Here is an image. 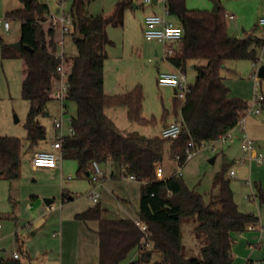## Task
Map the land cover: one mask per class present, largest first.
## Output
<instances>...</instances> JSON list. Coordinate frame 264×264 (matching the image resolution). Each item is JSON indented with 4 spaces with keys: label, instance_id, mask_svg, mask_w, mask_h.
<instances>
[{
    "label": "trees",
    "instance_id": "obj_1",
    "mask_svg": "<svg viewBox=\"0 0 264 264\" xmlns=\"http://www.w3.org/2000/svg\"><path fill=\"white\" fill-rule=\"evenodd\" d=\"M23 1V8L7 12L6 17L20 21L19 40L30 48L18 54L24 60L26 71L22 94L29 101L26 139L33 146L47 139V127L41 118L49 116V102L56 99L55 82L60 75L58 66L62 58L57 54L56 30L51 23L48 29L43 25L50 13L49 5L43 0ZM86 2L73 0L71 7L74 23L68 35L73 37L77 54L72 59L66 55L70 68L65 104L67 107V102H74L77 112L72 116L75 133L64 137L61 151L64 158L77 161L79 176L92 172L93 161L111 162L124 169L125 175L132 174L142 182L139 217L151 232L148 238L151 247L140 249L142 231L135 220L109 216V208L100 203L77 213L78 219L99 221V264H120L136 248L140 250L138 258L127 264H234V234L246 231L258 217L239 209L230 179L225 176L226 167L214 178L217 192L212 193L209 202L189 188L182 175L174 173L158 179L155 168L164 161L167 152L174 160L177 155L184 156L191 139L196 143L214 140L237 125L250 104L229 96L230 89L221 70L230 59L259 62L264 38L229 34L226 12L220 6L218 12H213L189 8L187 0H166L170 15L184 28L176 54L168 59L172 64L182 65L184 70L192 61L197 71L195 82L190 84L191 93L184 101L176 98L174 102L175 116L181 115L185 126L177 138L127 135L106 114V108L125 106L130 121H145L143 89L137 85L123 94L105 92L106 46L111 42L107 26L113 20L91 15ZM123 4L126 8L133 1ZM23 146L21 138L0 134V176L9 180L20 177ZM256 186L264 203V190ZM191 217L197 218L194 232L203 240L201 257L185 254L183 222ZM156 254H160V259L153 260ZM0 264L22 262L6 257L0 259Z\"/></svg>",
    "mask_w": 264,
    "mask_h": 264
},
{
    "label": "rangeland",
    "instance_id": "obj_2",
    "mask_svg": "<svg viewBox=\"0 0 264 264\" xmlns=\"http://www.w3.org/2000/svg\"><path fill=\"white\" fill-rule=\"evenodd\" d=\"M43 1L49 5L50 11L47 20L43 23L45 29H48L51 15L56 14L58 8L61 9L59 14L71 12L73 0ZM126 1L128 0H87L86 2V8L91 15L111 17L113 20L107 26V34L111 42L106 46L107 57L104 64L106 92L110 95L123 94L137 85H141L144 93L142 116L145 121H130L125 106H114L112 108L114 110L109 112L118 127L127 135L160 136L163 124L172 118L174 102L177 97L173 87L159 84L158 75L163 71H176V68L164 56L163 45L161 47L157 40L145 37L144 22L148 14H163V4L159 3L154 6L153 4H144L142 0H132L133 4L124 8L123 3ZM3 3L7 4V8L23 6V0H3ZM216 3L226 13L235 15L234 21L226 20L229 34L242 37L252 33L264 38V25L259 24L260 18L264 17V0H187L189 8L210 11L213 10ZM134 4L137 6H133ZM6 10L0 13V17H6ZM167 16L176 21L172 15ZM10 21L11 29L9 31L0 28V38L3 42L0 41V134L21 138L25 147L22 150V168L24 170L21 177L13 181L4 177L0 178V224L2 225L0 228V259L11 256L12 252L17 250L21 254L22 264H58L57 261H63L66 264H79L78 261L82 257H78L75 249L65 245L61 247L60 238L53 236L54 227L44 226L45 222L42 221L38 223L36 221L33 226H29V222L41 213L40 206L47 208L53 216L57 217L62 215L63 218H69L75 212L73 218L76 219V213L95 206L97 203L87 196V191L91 186L89 179L91 174L89 178L80 177L77 173L76 160L65 158L63 162L65 163L66 176L71 174L74 178L67 181L77 185V193H74L75 199L72 200L63 195L60 183L61 173L44 175L42 174L44 172L33 171L30 168L31 153H25L29 147L25 127L29 101L22 94V82L26 72L25 63L18 54L20 50L9 45L18 41L21 25L18 19L10 18ZM56 32H59L57 38L63 37L60 31L56 30ZM3 44L7 45L5 50H3ZM65 48L70 59L77 54L76 45L70 34H67ZM158 48H162V53L159 56L155 55V49ZM199 62L205 63V60ZM261 66H264V48L260 61L257 63L247 59L227 60L221 74L226 77L227 85L230 88L229 95L252 103L255 81L251 74L258 73ZM185 71L188 82L193 84L197 71L193 67L192 61L188 62ZM259 80L264 82V77ZM60 105L58 99L49 102L51 115H60ZM261 110L264 113V107H261ZM76 112V104L67 102L64 116L66 124L67 118L75 116ZM41 119L47 127L49 136L53 132L52 121L47 117ZM238 132L239 129L236 128L230 146L218 143L219 150L217 152H212L210 148L200 150L193 159L183 166L182 180L189 188L201 193L205 201L209 202L212 193L217 192L214 187V178L226 167L225 176L230 179V186L239 209L244 213L254 214L258 217V221L255 223L259 226L257 229H247L242 233L234 234V264H244L248 258L261 261L264 264V233L262 235L260 230V227L264 226V203L260 200L259 189L256 186L257 182L261 184L264 182V169L259 168L260 163L251 165L249 161H238L243 155L241 142L236 137ZM44 142L41 141L38 145ZM234 156H237L238 159L236 157L235 159ZM212 158H215L214 162H211ZM160 164L164 168V177L177 169L176 161L169 152L166 153L164 161ZM24 167H27L28 171L25 172ZM230 169L235 170V177L230 176ZM106 175L109 177L106 187L109 188V181L120 186L114 188V194L110 197L111 201H100L103 206L109 208L108 215L113 217L123 215V212L117 208L120 199L130 213L137 216L139 214L140 182L131 180L126 175L111 177L109 170ZM249 178L254 181V191L247 184ZM101 190L102 187H99V191ZM45 192H49V194ZM45 198H53L54 201L48 205ZM196 224L197 218L195 217L186 218L183 222V243L187 257L202 256L203 240L195 235ZM36 230L38 232L32 234ZM4 234L6 235L4 236ZM18 237L19 240H25L22 248ZM21 249L27 250L30 255ZM134 253L135 249L120 264H126ZM86 261L87 264H92L93 258L89 256L82 262Z\"/></svg>",
    "mask_w": 264,
    "mask_h": 264
},
{
    "label": "built area",
    "instance_id": "obj_3",
    "mask_svg": "<svg viewBox=\"0 0 264 264\" xmlns=\"http://www.w3.org/2000/svg\"><path fill=\"white\" fill-rule=\"evenodd\" d=\"M154 0H142L145 4H153ZM157 4L162 3L164 5L165 13H151L148 14L145 18L144 22V35L148 39H155L163 44V54L168 59L169 57H173L176 54V50L179 47L183 36H184V28L183 26L172 19L169 18L170 15L168 6L166 4V0H156ZM60 9V8H59ZM60 11L56 14L51 15V26L60 31L62 34V38L58 40V48L57 54L61 56L62 61L58 66L59 78L55 82V90L54 95L56 99H58L61 103V116L55 117L53 119L54 126L56 127L58 133L56 139L51 143L50 150H42L38 151L34 154L32 158V164L34 167H48V168H56L59 166V162L63 159V154L61 151L62 142L64 137L73 135L75 130L72 126V116L67 118V124L65 122L64 116L66 112V100L65 96L67 93V82L66 78L68 75V70L70 68V63L66 60L65 53V36L71 31L74 17L72 13L59 14ZM225 17L228 20H234L235 15L230 13H225ZM259 24L264 25V17H261L259 20ZM0 28L9 31L11 28V21L7 17H0ZM61 48V50H59ZM176 71L168 72L163 71L158 75V82L161 85L171 86L175 90V95L177 99L184 101L188 94L191 93V85L187 80V74L182 65H175ZM259 72V71H258ZM255 85L259 84V73H254L253 75ZM264 102V94L261 92H255L253 101L249 105L246 113L241 117L237 125L230 129L228 132L221 134L217 139L210 141H203L201 143H196L193 139H191L187 143L186 153L184 156L177 155L175 157V161L177 164V169L175 174L183 175L182 168L183 166L194 158V156L205 148H210L212 152H217L219 150L218 143L229 144L233 141V131L235 128H240L241 130V148L243 151L242 157L238 159L240 162L249 161L250 163L256 161L257 163L264 162V152L259 151L257 149L256 141L249 135L246 129V118L249 114H260L261 113V103ZM185 123L182 116L179 118L169 122L164 125L160 131V135L163 138H177L182 129L184 128ZM156 177L158 179L164 178V168L161 164H157L155 168ZM90 178L93 182L97 184H101L106 180V175L104 170L101 167V163L97 161H93L92 163V172L90 173ZM236 174L234 169H230V176L234 177ZM130 179H136L134 175H127ZM71 177V176H69ZM252 185V182H249ZM91 197L95 202H98L100 199L99 191L95 189L91 192ZM67 198V197H66ZM53 207V206H52ZM136 225L142 231V244L140 249H148L151 247V243L149 241V236L151 232L148 229V225L143 222L140 218L135 219ZM0 224V228H1ZM257 227L256 223H251L248 226V229H255ZM261 233L264 231V226L260 227ZM19 252H14V258H20ZM244 264H262L261 261L246 259Z\"/></svg>",
    "mask_w": 264,
    "mask_h": 264
},
{
    "label": "crops",
    "instance_id": "obj_4",
    "mask_svg": "<svg viewBox=\"0 0 264 264\" xmlns=\"http://www.w3.org/2000/svg\"><path fill=\"white\" fill-rule=\"evenodd\" d=\"M159 4V3H158ZM153 5H157V1L156 3H153ZM25 6V3L23 1V6L22 7H18V8H7V4L5 5L3 3V0H0V13L3 12L5 9L6 10V13L9 12V11H12V10H16V9H20V8H23ZM134 6V5H133ZM57 11V10H56ZM164 5H163V13H164ZM174 17V16H173ZM170 18V17H169ZM171 19V18H170ZM173 20V19H172ZM235 20V18H234ZM234 20H231V21H234ZM175 21V20H174ZM176 21L178 22V20L176 19ZM11 29V28H10ZM57 33L59 32H56L55 34V41H58L61 37L57 38ZM59 35V34H58ZM256 36V37H259V38H263V37H260V36H257L256 34H248L247 36ZM239 37V36H238ZM242 37H246V36H242ZM20 38V37H19ZM66 38H67V35L65 36V41H66ZM19 40V39H18ZM159 42V41H158ZM161 44V47H162V43L159 42ZM264 48V47H263ZM65 52H66V48H65ZM162 53V48H158V49H155V55L159 56L160 54ZM262 54V52H261ZM66 55H67V52H66ZM68 56V55H67ZM69 58V56H68ZM70 59V58H69ZM254 63V62H253ZM172 64V63H171ZM172 66L174 67V65L172 64ZM193 67H194V64H193ZM255 71V70H254ZM255 72H253L251 74V77H253ZM222 75V74H221ZM223 76V75H222ZM224 78V82L225 84L227 85V82H226V77L223 76ZM250 83V82H249ZM251 84V83H250ZM105 85H106V82H104V89H105ZM228 86V85H227ZM229 87V86H228ZM230 89V88H229ZM261 92L264 94V82L263 81H259V84L256 86L255 85V92ZM106 92V90H105ZM107 93V92H106ZM108 94V93H107ZM230 96V95H229ZM231 97V96H230ZM250 98V96H247ZM55 100V99H54ZM249 104H251V102H249L248 100H246ZM61 106V105H60ZM114 106H111V107H107L106 108V114L115 122L114 120V117L111 115V113L109 112L110 110H114L112 109ZM261 107H264V102L261 103ZM48 110H49V116H47L48 120L50 119L52 121V128H53V132L48 136L47 135V139L48 140H43L41 145H38V144H35V145H30L29 143V147L28 149L25 151L26 152H29L31 153V157L33 158L34 154L38 151H42V150H50L51 149V143L56 139L57 137V129L56 127L54 126V122H53V119L55 117H59L61 116V111H60V115H51L50 113V106H48ZM113 112V111H112ZM66 113V112H65ZM181 116V115H180ZM179 116V117H180ZM175 113L172 114V118L168 121H166L164 125L168 124L169 122L177 119L175 118ZM178 117V118H179ZM53 118V119H52ZM115 124L117 125V123L115 122ZM246 129H247V132L249 133V135L256 141V145H257V149L259 151H262L264 152V113H260V114H249L246 118ZM118 126V125H117ZM162 126V127H163ZM236 129V128H235ZM234 129V130H235ZM239 129V132L238 134L236 135V137L238 138L239 142H240V137H241V130L240 128ZM234 132V131H233ZM47 134H48V131H47ZM41 142V141H40ZM233 142V141H232ZM231 142V143H232ZM46 143V145H45ZM229 143V146L230 144ZM25 147V146H23ZM37 147L35 150L34 148ZM40 147V148H38ZM23 150V148H22ZM23 154V152H22ZM237 158V156H234V158ZM240 157V156H238ZM32 158H31V170L33 171H37V172H44L42 174H53V175H57V174H60L61 173V185H62V190H63V193H66V197L69 199V200H72V199H75L74 198V193H77L76 189H77V185L76 183H71L70 181H67V180H73V176L71 174L67 175L65 174V163L64 160L65 158L63 157V159L59 162V166L56 167V168H48V167H34L33 164H32ZM235 158V159H236ZM238 159V158H237ZM77 162V161H76ZM247 162V161H245ZM257 162L256 161H253L251 162L250 164L251 165H254L256 164ZM258 164V163H257ZM78 165V163H77ZM101 167L102 169L104 170L105 172V175L107 173V171L109 170L110 171V175L111 177H114L116 178L117 176L119 175H125V171L124 169H119L118 167L114 166L111 162H108V163H102L101 164ZM25 168V172L26 170L28 171V168L27 167H24ZM259 168L261 169H264V162L263 163H260V166ZM23 168H22V155H21V174H20V177L22 175V172H23ZM107 170V171H106ZM174 172L170 173V174H167L166 176L168 175H171V174H174ZM229 173H230V170H229ZM236 175V174H235ZM71 176V177H69ZM86 176L87 178H89V175H84ZM127 176V175H126ZM2 176H0L1 178ZM19 177V178H20ZM80 177H83V176H80ZM235 177V176H234ZM18 178V179H19ZM108 175H106V180L101 183V184H97L95 182H93L90 179V183H91V186H90V189L87 191V196H89V198H91V200L93 202H95L92 197H91V192L93 189L96 188L97 191H99V187H102V190L99 191L100 193V199L98 202H95V203H100V201H103V200H106V201H111L110 200V197L113 196L114 194V188H119V184L113 182V181H109V188L106 187L105 185L108 184L106 183V181L108 180ZM17 180V179H16ZM131 180H137V179H131ZM13 181V180H12ZM252 182V185L249 183V182ZM140 182V181H139ZM247 184L251 186L252 190L254 191L255 190V185H254V181L251 180L249 178V180L247 181ZM258 185L261 186V188L264 190V182L261 184L260 182L258 183ZM99 185V186H98ZM141 186H142V182H140V191H141ZM46 194H49V192H45ZM64 195V194H63ZM49 199H52V201L50 203H47L48 205H50L54 199L53 198H49ZM258 204V203H257ZM118 206V207H117ZM116 207L121 210L123 212V215L122 216H114V217H120V218H130V219H138L140 218L139 217V214L137 216H133L130 211L125 207V205L122 204V201L119 199L118 200V205ZM90 207H93V206H90ZM89 207V208H90ZM139 208H140V202H139ZM41 211V213L39 215H36V217H34L32 219L31 222H29V226H33L34 223H38L40 221L42 222H45V225L44 226H48V227H54L53 229L54 232H53V236L54 237H58L60 238V244H61V247L63 245H65L66 247H70L72 249H75L77 255H79L78 257L81 258V260L78 261L79 264H87V261L86 262H82L83 259H86L90 256L93 258V263L92 264H99V236H98V233H97V230L99 228V221L96 220V219H93V220H82V219H74L73 218V215L75 212H73L72 216L71 217H67V218H63L62 215H59V217L57 216H53L52 212H49L47 208H44L43 206H40L39 208ZM88 209V208H87ZM80 213V212H78ZM139 213V212H138ZM77 214V213H76ZM262 215V214H261ZM38 218V219H37ZM37 219V220H36ZM61 219V220H60ZM60 220V221H59ZM41 222V223H42ZM38 225V224H37ZM39 226V225H38ZM37 229H39V227H36ZM259 228V226L257 225L256 229ZM38 231H33L32 234H36ZM264 231L261 233L263 235ZM6 234H4L5 236ZM20 238L18 237V240ZM75 240V242H74ZM19 243H20V247H24V244H25V240H19ZM94 248L92 249L91 248ZM22 250V249H21ZM22 251H25L28 255H30L28 253L27 250H22ZM80 251V253H79ZM14 252H18L17 250L13 251L12 252V255L11 256H8V257H13V253ZM140 254V250L138 248L135 249V253L133 254V256L128 260L127 263H129L130 261L138 258ZM21 255V254H20ZM130 255V254H129ZM21 258V256H20ZM18 258V259H20ZM78 258V259H79ZM160 259V254H156L154 256V259L153 260H158ZM58 264H66L65 262L63 261H57ZM153 262V261H152Z\"/></svg>",
    "mask_w": 264,
    "mask_h": 264
},
{
    "label": "water",
    "instance_id": "obj_5",
    "mask_svg": "<svg viewBox=\"0 0 264 264\" xmlns=\"http://www.w3.org/2000/svg\"><path fill=\"white\" fill-rule=\"evenodd\" d=\"M26 1H32V0H26ZM153 2L156 3V0H154ZM134 6H137V5L134 4ZM218 10H219V5L216 3L215 7L213 8L212 11L213 12H218ZM59 11H60V9L58 8L56 12L58 13ZM9 45L12 46V47H15L16 49H18L20 51L23 50V49H30L28 46L23 45L21 40H18L16 42L10 43ZM258 73H259V77L260 78L264 77V66L260 67ZM214 159L215 158H212L211 162H214ZM88 175H90V173H88ZM45 201H46V203H50L52 201V199L45 198Z\"/></svg>",
    "mask_w": 264,
    "mask_h": 264
}]
</instances>
